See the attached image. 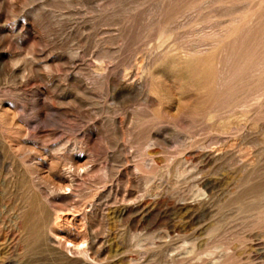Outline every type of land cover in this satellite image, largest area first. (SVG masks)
Here are the masks:
<instances>
[{
    "label": "rangeland",
    "instance_id": "obj_1",
    "mask_svg": "<svg viewBox=\"0 0 264 264\" xmlns=\"http://www.w3.org/2000/svg\"><path fill=\"white\" fill-rule=\"evenodd\" d=\"M0 264H264V0H0Z\"/></svg>",
    "mask_w": 264,
    "mask_h": 264
},
{
    "label": "bare ground",
    "instance_id": "obj_2",
    "mask_svg": "<svg viewBox=\"0 0 264 264\" xmlns=\"http://www.w3.org/2000/svg\"><path fill=\"white\" fill-rule=\"evenodd\" d=\"M42 214L45 220L49 218V212L46 209L43 210ZM29 226L33 227L32 225H29ZM34 228L35 230L33 231V234H31L32 235L31 238H33L35 241H40L45 235V231H44L42 223L36 224V227Z\"/></svg>",
    "mask_w": 264,
    "mask_h": 264
}]
</instances>
